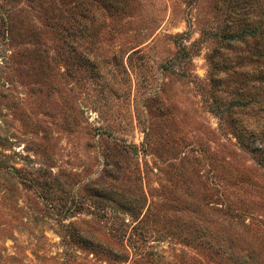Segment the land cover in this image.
Instances as JSON below:
<instances>
[{
	"label": "rangeland",
	"instance_id": "obj_1",
	"mask_svg": "<svg viewBox=\"0 0 264 264\" xmlns=\"http://www.w3.org/2000/svg\"><path fill=\"white\" fill-rule=\"evenodd\" d=\"M0 264H264V0H0Z\"/></svg>",
	"mask_w": 264,
	"mask_h": 264
}]
</instances>
